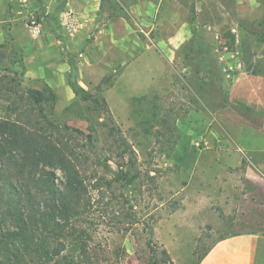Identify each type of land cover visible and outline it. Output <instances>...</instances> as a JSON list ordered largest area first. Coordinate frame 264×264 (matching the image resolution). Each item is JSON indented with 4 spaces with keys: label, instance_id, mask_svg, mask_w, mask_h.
<instances>
[{
    "label": "rangeland",
    "instance_id": "374dc122",
    "mask_svg": "<svg viewBox=\"0 0 264 264\" xmlns=\"http://www.w3.org/2000/svg\"><path fill=\"white\" fill-rule=\"evenodd\" d=\"M18 1L0 0V120L64 147L87 188L73 249L36 262L76 264L86 242L93 264H195L264 234V153L220 157L239 127L264 132V0ZM45 86L39 113L25 92Z\"/></svg>",
    "mask_w": 264,
    "mask_h": 264
},
{
    "label": "trees",
    "instance_id": "16d2710c",
    "mask_svg": "<svg viewBox=\"0 0 264 264\" xmlns=\"http://www.w3.org/2000/svg\"><path fill=\"white\" fill-rule=\"evenodd\" d=\"M192 23L198 24L196 18ZM71 87L83 102L105 103L76 84ZM25 94L38 107L54 98L49 86L30 88ZM38 111L42 113L40 107ZM71 129L92 142L90 132ZM5 134L10 136L2 140ZM65 153L64 147L51 141L38 143L30 131L20 130L8 119L0 120V264H40L36 262L39 251L58 261L62 253L73 249L67 244L69 226L84 209L87 188ZM39 165L62 170L61 182L52 172H38ZM80 244L76 264H93L86 242Z\"/></svg>",
    "mask_w": 264,
    "mask_h": 264
},
{
    "label": "crops",
    "instance_id": "0c3cea01",
    "mask_svg": "<svg viewBox=\"0 0 264 264\" xmlns=\"http://www.w3.org/2000/svg\"><path fill=\"white\" fill-rule=\"evenodd\" d=\"M235 148L232 155L220 157L239 164L243 153H264V132L250 126L239 127ZM196 264H264V234L240 231L219 238Z\"/></svg>",
    "mask_w": 264,
    "mask_h": 264
},
{
    "label": "built area",
    "instance_id": "2783aa9c",
    "mask_svg": "<svg viewBox=\"0 0 264 264\" xmlns=\"http://www.w3.org/2000/svg\"><path fill=\"white\" fill-rule=\"evenodd\" d=\"M30 30L32 36H37L41 32V25L37 23L36 20H31Z\"/></svg>",
    "mask_w": 264,
    "mask_h": 264
}]
</instances>
